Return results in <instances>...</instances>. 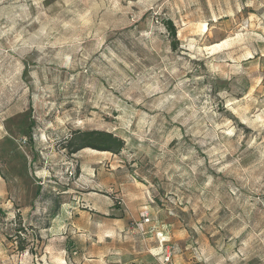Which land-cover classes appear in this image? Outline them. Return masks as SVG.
<instances>
[{
	"label": "rangeland",
	"instance_id": "obj_1",
	"mask_svg": "<svg viewBox=\"0 0 264 264\" xmlns=\"http://www.w3.org/2000/svg\"><path fill=\"white\" fill-rule=\"evenodd\" d=\"M0 264H264V0H0Z\"/></svg>",
	"mask_w": 264,
	"mask_h": 264
},
{
	"label": "trees",
	"instance_id": "obj_2",
	"mask_svg": "<svg viewBox=\"0 0 264 264\" xmlns=\"http://www.w3.org/2000/svg\"><path fill=\"white\" fill-rule=\"evenodd\" d=\"M165 25L171 38V48L175 51L179 47L176 26L172 20H166ZM124 145L125 142L112 133L98 130H86L78 131L67 143L66 148H69L70 154L74 155L85 148H92L98 151L119 152ZM22 250H24L23 247Z\"/></svg>",
	"mask_w": 264,
	"mask_h": 264
},
{
	"label": "built area",
	"instance_id": "obj_3",
	"mask_svg": "<svg viewBox=\"0 0 264 264\" xmlns=\"http://www.w3.org/2000/svg\"><path fill=\"white\" fill-rule=\"evenodd\" d=\"M143 216L146 217V218L148 219V213H145ZM148 220H149V219H148Z\"/></svg>",
	"mask_w": 264,
	"mask_h": 264
}]
</instances>
